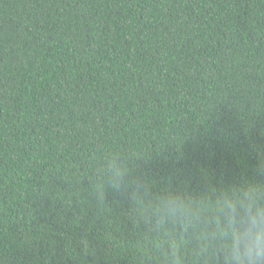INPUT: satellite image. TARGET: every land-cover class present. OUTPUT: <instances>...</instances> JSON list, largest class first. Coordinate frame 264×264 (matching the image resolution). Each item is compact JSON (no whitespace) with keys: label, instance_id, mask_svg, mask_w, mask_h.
<instances>
[{"label":"trees","instance_id":"obj_1","mask_svg":"<svg viewBox=\"0 0 264 264\" xmlns=\"http://www.w3.org/2000/svg\"><path fill=\"white\" fill-rule=\"evenodd\" d=\"M257 146L264 0H0V264H137L94 161L196 189L251 177Z\"/></svg>","mask_w":264,"mask_h":264},{"label":"clouds","instance_id":"obj_2","mask_svg":"<svg viewBox=\"0 0 264 264\" xmlns=\"http://www.w3.org/2000/svg\"><path fill=\"white\" fill-rule=\"evenodd\" d=\"M256 152L251 177L196 189L158 187L140 171L141 158L125 152L94 161L84 181L99 206L110 192L123 197L139 241L137 264H264V146Z\"/></svg>","mask_w":264,"mask_h":264}]
</instances>
